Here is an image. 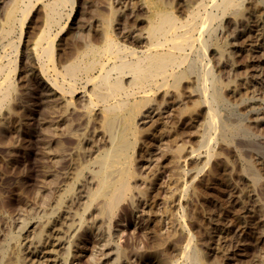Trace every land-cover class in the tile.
Masks as SVG:
<instances>
[{
  "label": "rangeland",
  "instance_id": "374dc122",
  "mask_svg": "<svg viewBox=\"0 0 264 264\" xmlns=\"http://www.w3.org/2000/svg\"><path fill=\"white\" fill-rule=\"evenodd\" d=\"M15 1L0 0V37ZM194 1L159 0V3L183 19ZM234 1L235 5L232 2L226 10L228 13L210 9L216 15L214 20L219 18L211 24L213 35L205 36L208 51L205 56L198 53V57L192 58L198 62L196 72L207 70L213 78L214 82H206L208 89L211 85L209 91L215 88L221 93L223 105L215 108L221 124H238L248 131V136H235L228 145L213 130L203 131V117L195 125L187 123L168 98L165 106L169 111L165 114V108L161 114L162 122L166 123L159 130L170 151L177 145L185 146L180 159L185 161L177 164L178 156L168 152L163 159L152 158L150 168L144 169L145 162L139 158L140 163L135 165L137 174L142 178H152L154 174L157 179L159 193L155 207L148 206L147 199L141 197L133 217L128 216L130 210L123 206L112 220L99 219L97 202L85 210L87 198L84 194L78 198L81 189L90 192L95 187L90 178L97 168L95 159L99 151L89 153L81 142H92L93 132L100 130L102 124L97 113L89 108H76L74 101L62 105L53 97L49 104L37 106V93L46 90L38 85L29 68L27 40L40 18V3L32 2L34 7L22 26L16 27L12 38L19 45L16 70L11 74L13 88L0 109V264H10L19 249L22 264H49L45 258L29 255L34 251L41 257V249L59 240L67 243L64 250L57 248L53 257L46 255L49 260L55 257L59 264H264V0ZM147 12L144 0H69L60 28L54 31L57 52L62 47L75 48L85 42L91 25L100 24L99 20L110 19L112 29L118 24L131 27L135 18H145ZM4 40L0 42V64H6L11 53L5 45L8 41ZM197 89L194 85L182 90L188 106L197 99ZM203 132L211 141L208 162L207 148L200 141ZM249 163L259 174L258 182L252 183L245 174L243 167ZM42 225L45 226L42 244L37 246L35 235ZM188 236L192 237L189 251L193 250L196 257L191 252V260H184Z\"/></svg>",
  "mask_w": 264,
  "mask_h": 264
},
{
  "label": "bare ground",
  "instance_id": "6f19581e",
  "mask_svg": "<svg viewBox=\"0 0 264 264\" xmlns=\"http://www.w3.org/2000/svg\"><path fill=\"white\" fill-rule=\"evenodd\" d=\"M33 1L40 3V18L39 20L37 19L38 17L36 18L38 22L32 29L27 40L29 43V68L37 79L38 85H41L46 90L40 91L41 93L38 91L39 93H37L36 100L38 108L43 104L50 102L49 99L51 97L55 98L57 103L58 101L59 103L61 102L62 105L63 103L74 101L76 108H89L94 110L97 113V118L100 119L102 124L101 128H99L100 130L95 132L96 134L93 132L92 142H81V144L85 143L89 153L93 150L95 152L99 151L95 159L97 168L95 166L96 170L93 171L90 178V180L94 182V190L85 192L83 188L78 193L80 195L78 198H81L83 194L87 198V204L84 203L86 204L84 207L85 210L89 209L97 202V216L100 217L99 219H105V217H110L111 219L117 216L119 214L118 212H121V209L123 210V206H126V208L130 210L128 216L131 214L130 216L133 217L134 214L137 213L136 210L139 207V198L141 197L147 199L146 202L148 203V206L151 208L155 207L159 193L157 179L154 174L151 176L152 178H142L143 176L141 177L140 174H137L135 165L136 163H140L139 158L145 162L144 169L150 168L152 158L159 156L163 159L168 152L178 156V160L176 161L177 164L184 163L185 160L180 159L183 157L182 153L185 150V146H176L174 143L176 147L173 151H170L167 144L163 142L165 141L162 138L164 134L162 135V131L159 130L162 129L166 123V121L162 122L161 114L167 106L166 103L168 98L172 102L169 103L177 108L180 116L184 117L187 123L195 125L197 120L203 117V131H205V129H209L210 131L213 130L217 133L219 139L228 145L233 137L237 138L238 135H242V138L244 135L248 136V131L238 124H221L220 115L218 114V116L216 112L218 110H215V108H217L216 106H221L223 103L221 93L215 88L212 92L209 91L211 85L210 87L208 86V89L206 82H214L213 78H211V75L207 70L201 71V73L196 72V61L192 58L198 53H200L199 55L201 56H205L208 51H206V42L208 41L205 39V36L207 35L208 37H211L213 31H215L211 24L216 15H214L211 10L213 9L218 13H228L229 11L226 12V10L231 6L234 0H195L194 2H191V4H194L190 7L183 19L176 17L165 6H160L159 0H144L148 7L147 16L141 19L135 18L131 27L127 26L128 24H118L116 28L112 29L109 24L110 19L106 22L99 20L100 24L96 22V24L91 25L92 31L85 42L81 43V45L78 43V47L75 46V48H69L68 46L62 47V45L60 46L62 47L61 50H59L60 52H57L58 48L55 47V38L57 37V34H55L54 31L60 28L63 9L68 5L69 0H16L7 15L5 27L1 34L2 39L0 42H2L3 39H5L4 41H8L5 45H8L11 53L10 55L8 54L9 56L7 59L4 57L5 55L3 56L7 60L6 64H0V109L9 99L10 92L13 88L11 74L16 70L15 55L18 52L19 45L15 42V39L12 40V38L16 35V27L20 28V26H22V23H24V20L34 7L32 4ZM115 3L118 4L117 1H115ZM123 3L127 2L124 1ZM237 3L240 4V2ZM128 8L130 9V7ZM218 18L216 19L218 20ZM139 24L143 27L139 28ZM215 28L218 30L217 27ZM22 32L21 27L17 37L19 42L22 38ZM3 57L2 59H4ZM198 59L199 58H197V61ZM1 62L4 61L2 60ZM199 70L201 69H198V71ZM194 85L198 88L196 94L197 99H193L190 104L191 106H188V104L184 102L186 96H183L182 90H188V88L190 89ZM168 111L169 110L166 108L164 113L167 114ZM223 121L224 120H222V122ZM53 135L55 136V134ZM170 138H172V136H170ZM200 141L201 145H203V147L206 146L207 148L205 160L208 162L211 158V152L209 149L211 141L204 132L200 135ZM89 153L88 155H90ZM157 165H154L153 167L156 168ZM253 167L250 163L247 165L245 164V167H243L245 174L252 180V183L258 182L260 179L259 174ZM212 183L213 182H211V184ZM167 194H169V192ZM106 221L108 222V220ZM70 228L67 229L69 230ZM97 228L99 229L100 227ZM44 230L45 226L42 225L38 235H35L37 246L42 244V234L44 233ZM124 231L126 230H123V232ZM158 237L159 236H157V238ZM191 238L192 237L188 236V241L186 243L187 252L185 250V253L183 254L184 260L190 259V254L193 252V250L189 251L191 250ZM66 244L61 242V240L56 244H51L50 242L47 246L41 249V257H39V255L36 256V253L33 251L32 253L30 252L31 254L29 255V258L35 256L38 259L45 258L49 264H59L60 261L56 260L55 257L53 258L55 260H49L47 256L50 257V255H52L53 257V253L58 250H64V247L67 246ZM97 245L95 244V246ZM66 254L68 255V252H66ZM193 254L191 256H194L193 258L195 259V253L193 252ZM156 255H158V253ZM196 255H198V253ZM10 264H22L20 249L10 260ZM117 264H120V262H117Z\"/></svg>",
  "mask_w": 264,
  "mask_h": 264
}]
</instances>
